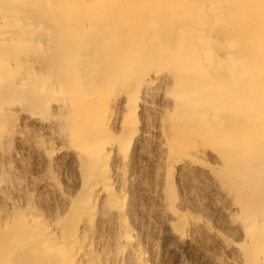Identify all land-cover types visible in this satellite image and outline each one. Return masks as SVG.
Returning a JSON list of instances; mask_svg holds the SVG:
<instances>
[{
  "label": "rangeland",
  "instance_id": "obj_1",
  "mask_svg": "<svg viewBox=\"0 0 264 264\" xmlns=\"http://www.w3.org/2000/svg\"><path fill=\"white\" fill-rule=\"evenodd\" d=\"M71 1L0 0V264H264L234 0Z\"/></svg>",
  "mask_w": 264,
  "mask_h": 264
},
{
  "label": "bare ground",
  "instance_id": "obj_2",
  "mask_svg": "<svg viewBox=\"0 0 264 264\" xmlns=\"http://www.w3.org/2000/svg\"><path fill=\"white\" fill-rule=\"evenodd\" d=\"M71 2L73 4L74 2L76 3V1L73 0ZM211 5H209V7L207 6V13L209 12L211 16H215V19L220 24H223L224 26L230 25L231 28H233L232 30L233 34L231 35L232 46H230L231 48H233V52L231 54L232 57L227 60H242L243 64L245 63L248 64L247 66H244V68L241 66L238 68L234 67L233 72L235 71V69L238 71V69L240 68V69H244L245 71V69L248 68L247 70L251 71L254 75L253 86H251L250 83H247V81H245L248 84L246 86H243V84L241 86L239 85V87L238 85L237 86L231 85V93H227L226 107H230V110H235L236 104L234 98L238 96L244 98V101L251 103L256 108L255 109L256 112L263 115L264 114V0H234L232 5L233 9L236 10V12H234L235 13L234 16H232L228 11L229 6H227L225 1L220 4V9L218 8V6L212 7ZM210 7L212 8L209 9ZM210 60H219V59L211 56ZM238 72L236 75H238ZM233 77L231 76V78ZM243 77H247V80H250L251 78L248 77V73H246ZM243 77L241 76V78ZM254 78H257L258 80L255 82ZM241 81L245 83L244 80ZM240 87L242 89H240ZM205 88L209 92L212 91L210 86L206 83H205ZM219 93H220L219 90L215 89L214 92L211 94L212 99L220 96ZM212 99L211 101H213ZM221 102L216 105L217 108L215 109L219 112L221 108L225 109V105L223 101ZM229 122L232 123V121ZM228 130L231 129L228 128ZM241 132L245 134V138H247L248 141H251L253 139V133L251 131V127L248 124H245L244 126L241 125V127L237 128V134Z\"/></svg>",
  "mask_w": 264,
  "mask_h": 264
}]
</instances>
